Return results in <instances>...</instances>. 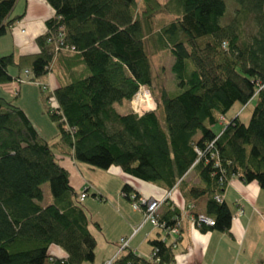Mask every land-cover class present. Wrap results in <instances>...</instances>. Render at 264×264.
I'll return each mask as SVG.
<instances>
[{
  "label": "trees",
  "instance_id": "trees-1",
  "mask_svg": "<svg viewBox=\"0 0 264 264\" xmlns=\"http://www.w3.org/2000/svg\"><path fill=\"white\" fill-rule=\"evenodd\" d=\"M17 1L0 0V37L16 23ZM232 1L236 17L222 25L225 0H45L53 15L35 39L38 52L0 57V85L26 78L39 87L64 157L94 169L118 167L172 190L185 211L205 199L203 214L213 225L192 223L201 232H228L232 213L222 195L230 179L264 191V0ZM248 18L255 32L246 38ZM164 52L173 58L174 93L151 69L150 58ZM9 68L19 75L12 78ZM49 74L57 87L39 83ZM140 86L149 89L156 109L118 113L115 107L128 105ZM254 96L248 124L236 116L214 133L236 103ZM10 99L0 96V264L93 263L96 239L81 194ZM189 172L199 184L186 181ZM44 184L48 205L42 204ZM122 191L133 193L128 185ZM164 204L159 223L171 228L180 222L181 206ZM177 242H150L149 259L125 248L113 264H172ZM53 247L64 255L52 254Z\"/></svg>",
  "mask_w": 264,
  "mask_h": 264
},
{
  "label": "crops",
  "instance_id": "crops-1",
  "mask_svg": "<svg viewBox=\"0 0 264 264\" xmlns=\"http://www.w3.org/2000/svg\"><path fill=\"white\" fill-rule=\"evenodd\" d=\"M52 15L45 0H18L11 14L16 23L0 37V57L37 53L35 39L45 33L46 21ZM8 72L12 78L19 75L14 68H9ZM38 81L52 88L58 86V81L50 74ZM35 87L39 92V87L35 84H18L12 81L9 85H0V96L10 97L13 93L16 104L25 112L38 134L48 142L60 165L68 171L69 183L77 192L81 193L85 184L91 186L82 204L91 221L90 231L96 239L92 264H104L121 256L124 251L120 244L122 238L129 241V250L145 259H149L153 252L150 242L167 239L168 243H172L178 240L172 264H264V191L256 183H244L238 177L230 179L222 196L232 213V219L229 231L224 233L209 230L201 232L192 223V216L205 213V199L194 202V209L187 212L186 207L180 204L178 195L173 192L171 201L181 206L180 235H167L149 224H143L142 213L131 208L122 189L128 185L139 196L161 201L166 192L124 174L118 167L94 169L61 155V151L55 146L59 144V132L56 135L53 132L50 139L52 143H49L39 125L37 127L26 112L25 97L31 99L39 109L41 105L38 103L44 107L40 92L35 98L31 96ZM115 108L121 115L129 112V105ZM186 181L199 184L192 172L187 174ZM165 207V204L161 205L160 213L165 212ZM135 228L138 229L137 232L133 231ZM51 251L56 256L64 255L62 250L55 247Z\"/></svg>",
  "mask_w": 264,
  "mask_h": 264
},
{
  "label": "rangeland",
  "instance_id": "rangeland-1",
  "mask_svg": "<svg viewBox=\"0 0 264 264\" xmlns=\"http://www.w3.org/2000/svg\"><path fill=\"white\" fill-rule=\"evenodd\" d=\"M225 4H226V14L220 20V24L222 25L230 23V21L236 17L237 6L235 5V3L232 0H225ZM162 19L163 20L161 21L166 20V18H162ZM254 32H255L254 24L252 23L251 19L248 18L246 22L244 23V36L247 38ZM150 63H151V69H152L153 76L155 75L156 79L160 78V80H164L166 82V83L164 82L165 87L170 92L174 93L177 90V87L174 81V76L170 71V66L173 63L172 56L168 52H164L160 55H154L150 58ZM163 77L164 79H161ZM155 83H157V81H155ZM20 84H32V83L29 82L26 78H23V83H20ZM35 90L31 95V96H34V98L40 95L38 94L39 92H37L38 91L37 87H35ZM9 98H11L10 100H12L14 104H16V100L14 98L8 97V99ZM42 101L44 102L45 100L43 99ZM257 101H258L257 97L254 96L246 105H241L239 103H236L231 108V110L227 113L224 122H220L217 125L213 126L212 130L214 131V133L218 134L222 130V128L227 124V122L236 116L239 117L240 121L243 124L245 125L248 124L249 118L251 116V113L255 105L257 104ZM38 104L41 105V109H39L38 106L35 103H33V101H31V99L29 98L27 99L25 97L26 112L28 113L32 121L35 124H37V127L39 125L40 131L49 140V143H52V140L50 139L53 135V132L55 133V135L57 134L58 129L56 125L49 119V117L45 113L47 109L46 103H44V107L42 106L41 103H38ZM159 120L161 121V124L164 126V116L162 114H159ZM77 162L80 164H84L79 161ZM42 189L44 192V199H43L42 204L48 205L52 202V196H51L48 184H44L42 186ZM85 264H92V263H85Z\"/></svg>",
  "mask_w": 264,
  "mask_h": 264
},
{
  "label": "built area",
  "instance_id": "built-area-1",
  "mask_svg": "<svg viewBox=\"0 0 264 264\" xmlns=\"http://www.w3.org/2000/svg\"><path fill=\"white\" fill-rule=\"evenodd\" d=\"M130 104V111L133 114L137 115H143L144 113L151 112L155 110V103L152 99L151 93L149 89L145 86H140L133 96V98L129 102ZM223 120V119H222ZM221 120V121H222ZM198 154L200 152L196 150ZM91 186L88 184H85L84 189L80 195V200L82 201L86 197V191L90 189ZM172 194L173 191L171 190L170 192H166V196L164 200H172ZM126 195V194H124ZM127 199L130 202L131 208L134 211H139L142 213V218H143V224H149L152 228L162 229L163 232L167 235H173L176 236L179 233L180 229V222L177 221L176 224L171 227V228H165L163 223H159L160 219V207L163 203L161 200H156L154 198H147V197H142V196H136L135 194L131 193L129 195H126ZM219 201V198H216ZM193 206H188V211H192ZM192 222L196 225H208L212 226L213 221L205 216L204 214L197 213L194 216H192ZM138 229H134V232H137ZM120 244L123 249L127 248L129 245V241L125 238H122L120 240ZM115 258L106 261L104 264H113Z\"/></svg>",
  "mask_w": 264,
  "mask_h": 264
},
{
  "label": "bare ground",
  "instance_id": "bare-ground-1",
  "mask_svg": "<svg viewBox=\"0 0 264 264\" xmlns=\"http://www.w3.org/2000/svg\"><path fill=\"white\" fill-rule=\"evenodd\" d=\"M190 219V218H189Z\"/></svg>",
  "mask_w": 264,
  "mask_h": 264
}]
</instances>
